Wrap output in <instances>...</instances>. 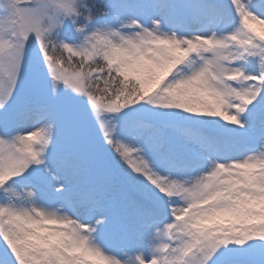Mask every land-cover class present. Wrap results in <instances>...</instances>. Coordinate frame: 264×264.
Segmentation results:
<instances>
[{
  "label": "snow or ice",
  "instance_id": "1",
  "mask_svg": "<svg viewBox=\"0 0 264 264\" xmlns=\"http://www.w3.org/2000/svg\"><path fill=\"white\" fill-rule=\"evenodd\" d=\"M0 264H264V0H0Z\"/></svg>",
  "mask_w": 264,
  "mask_h": 264
}]
</instances>
